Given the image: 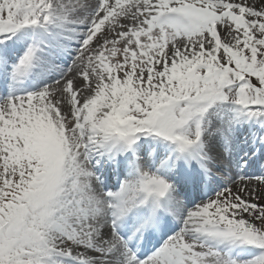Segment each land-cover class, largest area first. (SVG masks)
I'll return each mask as SVG.
<instances>
[{
	"label": "snow or ice",
	"instance_id": "1",
	"mask_svg": "<svg viewBox=\"0 0 264 264\" xmlns=\"http://www.w3.org/2000/svg\"><path fill=\"white\" fill-rule=\"evenodd\" d=\"M264 0H0V264H264Z\"/></svg>",
	"mask_w": 264,
	"mask_h": 264
},
{
	"label": "bare ground",
	"instance_id": "2",
	"mask_svg": "<svg viewBox=\"0 0 264 264\" xmlns=\"http://www.w3.org/2000/svg\"><path fill=\"white\" fill-rule=\"evenodd\" d=\"M261 203H264V201H261Z\"/></svg>",
	"mask_w": 264,
	"mask_h": 264
}]
</instances>
